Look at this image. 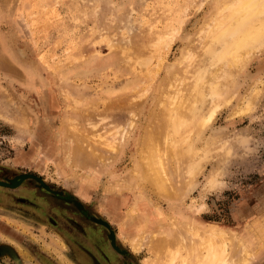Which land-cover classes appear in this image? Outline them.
Instances as JSON below:
<instances>
[{
    "label": "rangeland",
    "instance_id": "1",
    "mask_svg": "<svg viewBox=\"0 0 264 264\" xmlns=\"http://www.w3.org/2000/svg\"><path fill=\"white\" fill-rule=\"evenodd\" d=\"M189 1L0 0V180L33 174L49 188L34 178L18 188L0 185V264H144L148 251L132 248L131 240L140 234L133 232L138 222L129 218L132 209L147 215L150 232H162L170 226L169 217L180 212L250 236L253 264H264V240L257 237L264 228V46L236 75L233 100L207 131V137H218L209 154L213 160L186 196L159 198L147 184L131 185L126 178L141 170L136 169L141 163V127L156 106L158 86L215 5V0ZM168 24L181 26L171 40ZM132 54L135 59L144 55L143 67L131 66L136 65ZM256 89L259 98L253 109L234 114ZM116 98L137 105L125 108L122 102V114L119 104L120 118L114 108L118 104L112 103ZM105 99L113 104L107 106L114 108L109 113L116 112L114 123L108 107L104 109ZM81 108L94 117L107 111L109 120L95 117L98 125L105 120L99 128L106 134L122 116L128 122L131 110L137 115L138 125L112 163L73 168L66 134L72 122L82 121ZM4 114L9 120L2 119ZM23 114L30 127L21 125ZM218 164L225 183L206 191L212 167ZM98 219L109 222L111 229ZM112 229L122 253L112 247Z\"/></svg>",
    "mask_w": 264,
    "mask_h": 264
},
{
    "label": "bare ground",
    "instance_id": "2",
    "mask_svg": "<svg viewBox=\"0 0 264 264\" xmlns=\"http://www.w3.org/2000/svg\"><path fill=\"white\" fill-rule=\"evenodd\" d=\"M201 2L204 1L201 0ZM214 4L211 14L202 25L200 24L197 35L191 38L188 44L185 43V47L180 50L181 55L175 64L168 69L166 77L158 86L156 106L148 111L144 128L141 127V163L136 165V169L141 168V170L138 173L135 171V173H129L126 176L131 180V185L133 183L143 187L142 185L147 184L159 198L164 197L170 201L180 200L186 196L205 166L210 162L209 160H213L210 159L211 155L209 156V154L211 149H214L218 137H207V131L215 122L217 114L229 106L233 100L234 94L231 93V90L232 86L235 85L236 75L245 68L256 52L264 46V0H215ZM181 20L183 18L180 19L182 25ZM173 22L176 23L175 20ZM180 27L176 28L173 25L172 28L169 27L172 29V32H169L171 36L168 35V32L163 33L168 35L167 37L171 40L178 34ZM167 37L165 36L166 40ZM114 41H112L114 43L112 44L115 46L116 41ZM128 41L130 40L128 39ZM117 47L116 49H118ZM148 47L146 48L148 49ZM111 48H113L112 45ZM153 55L156 56L154 53ZM142 58H144V55ZM142 58L135 59V56L132 57L131 62H135L136 65H133V63L131 66L143 67L144 59L142 61ZM6 64H8L7 61ZM8 65H10V62ZM256 90L250 93L247 99H244V102L240 101L243 103L240 108H236L234 114L239 115L253 109L258 97V89ZM63 93L65 94V92ZM133 97L134 100L137 99L135 96ZM107 102H101L107 103L104 104V109H107L109 105H113L109 104L110 101ZM113 102L114 105L118 104L117 109L116 106H113L116 112L120 108L119 104L121 108L118 111H122L123 105L128 108V103L125 104L126 100L119 98L116 102L115 100ZM122 102H124L123 105H121ZM131 102H129V105L132 104L134 109L137 104H135V101ZM110 108L107 109L108 113L107 111L104 113L105 116L103 110L102 114H98L100 112L98 108L97 116L102 118L103 115L105 120H109L108 117L106 119V115L111 114V117L109 116L111 120L109 121L114 123L115 119L112 118L115 117L112 116H115L116 112L113 114L110 111L109 113ZM78 110L80 116L82 115V121L78 123L77 120V124L72 122L71 125L66 126L68 128V134H66L68 151H72L73 165H76L73 168H80L81 170L87 165L104 166L108 162L112 163L117 158L120 148L134 131L137 124V115L133 110L129 111L131 113V115H128L130 118L126 115V119H129H127L128 122H125L122 111L121 116L124 117L123 121L120 119L122 123L119 121L114 129L112 127V132L106 134L103 131L104 129L101 131L99 128L101 126V129L104 128L103 123L105 120L102 119V125H98L97 116L95 118L90 111ZM126 110L125 112H127ZM19 113L22 114V111ZM116 114L120 117L119 112ZM26 116V114H23L22 117L24 118L18 117L21 118L19 121L22 120L21 125L30 127V122L26 119L28 116ZM4 117L6 118L5 114L2 115V119ZM10 117L13 120V117ZM7 119L9 120V118ZM17 123L19 126L20 122ZM108 123H106L108 126H105L110 128ZM241 142L242 145H245L248 141ZM212 168L213 170H211L207 179L208 183L205 184L206 191L219 190L225 183L224 180L223 184L221 182V177L225 175L223 173L224 168L219 164ZM28 176L25 173L19 174L9 181H6V178L4 181L0 180V183L8 188H17L29 178ZM127 182V185L130 186V182ZM135 210L132 209V215L128 217L131 222H138V226L133 232H140V234L135 235L131 240L132 248L135 251H144V249L148 251V257L144 264H253L256 254L252 248L254 240H250V236L245 237L242 233L218 225L200 223L194 218L183 216L180 212L178 214L174 212L169 217L170 226L168 228H164L162 232L158 233L150 232L147 215L143 214L141 216ZM99 222L107 224L106 226L111 229L109 222L101 219ZM257 237L258 242H263L264 228H259ZM110 240L112 247L122 253L117 243V234L113 229L110 233Z\"/></svg>",
    "mask_w": 264,
    "mask_h": 264
},
{
    "label": "water",
    "instance_id": "3",
    "mask_svg": "<svg viewBox=\"0 0 264 264\" xmlns=\"http://www.w3.org/2000/svg\"><path fill=\"white\" fill-rule=\"evenodd\" d=\"M29 176V178H34V179H37L44 187H46L47 189H49L48 188V186L47 185H45L44 184V182L39 178V177H37L36 175H33V174H28ZM0 185H2V186H5L4 184H1L0 183ZM100 220V219H99ZM99 220H98V222H99ZM102 223V222H101ZM104 224V223H103ZM104 225H107V224H104Z\"/></svg>",
    "mask_w": 264,
    "mask_h": 264
},
{
    "label": "flooded vegetation",
    "instance_id": "4",
    "mask_svg": "<svg viewBox=\"0 0 264 264\" xmlns=\"http://www.w3.org/2000/svg\"><path fill=\"white\" fill-rule=\"evenodd\" d=\"M16 176H17V175H16ZM16 176H15V177H16ZM13 178H14V177H13ZM11 179H12V178H11ZM9 180H10V179H7L6 181H9ZM1 181H4V180H1ZM23 183H24V182H23ZM23 183H22L20 186H22ZM20 186H19V187H20ZM4 187H6V186H4ZM17 188H18V187H17ZM98 220H99V219H98ZM121 251H122V250H121ZM115 263H116V262H115Z\"/></svg>",
    "mask_w": 264,
    "mask_h": 264
}]
</instances>
